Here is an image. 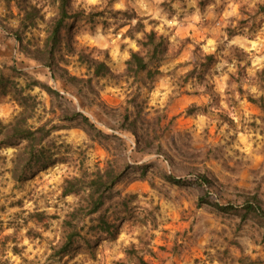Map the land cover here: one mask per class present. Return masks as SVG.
Instances as JSON below:
<instances>
[{"label": "rangeland", "instance_id": "rangeland-1", "mask_svg": "<svg viewBox=\"0 0 264 264\" xmlns=\"http://www.w3.org/2000/svg\"><path fill=\"white\" fill-rule=\"evenodd\" d=\"M19 3L37 11L35 25L21 27L26 14ZM70 4L79 15L51 69L35 55L57 15L56 1L0 0V33L10 39L8 56H0L7 92L0 119L12 122L25 102L31 127H59L44 144L56 163L23 184L9 172L18 150L0 149V240L15 238L5 246L0 241L8 264H240L243 258L264 264L262 223L237 213L252 197L264 207V0ZM18 29L26 53L14 40ZM144 32L164 37L170 48L153 83L145 74L135 82L125 76L131 52H142L137 42ZM95 62L112 75L96 77ZM61 70L86 83L68 86ZM43 85L65 97L63 110L56 101L52 106ZM64 110L88 118L94 129L61 121ZM125 116L130 123L140 116L138 135L123 127ZM110 164L123 177L91 219L106 216L116 233L91 237L96 225L87 218L83 235L99 239L92 253L79 241L70 256L50 259L66 214L79 203L77 196L63 197L65 180ZM166 174L184 182L175 185ZM202 175L211 187L199 185ZM37 213L47 220H27Z\"/></svg>", "mask_w": 264, "mask_h": 264}, {"label": "trees", "instance_id": "trees-1", "mask_svg": "<svg viewBox=\"0 0 264 264\" xmlns=\"http://www.w3.org/2000/svg\"><path fill=\"white\" fill-rule=\"evenodd\" d=\"M57 6V15L50 21L46 29V39L43 45V50L40 51V56L35 55V59L39 60L40 63L49 68H54L56 66V59L58 51L61 47L62 40L67 32L70 31L72 26V21L77 18V15L73 13L70 0H55ZM24 3H19L20 9L25 11L26 21L21 24V27H30L35 25V19L38 18L37 11L29 6H23ZM29 9V11H28ZM141 25L136 29L139 30ZM133 37V35L131 34ZM14 40L16 44L22 50L27 51V47L23 46V40L21 37V31L18 29L14 32ZM139 47L142 49L141 53L131 52V56L126 63L125 76L127 78H132L135 81L145 74L143 80H148L151 83L155 81L157 76L161 75V68L164 65L167 56L169 54V43L164 37L158 36L155 32L146 33L144 32V38L139 40ZM206 59L211 60L212 58L206 57ZM94 68V75L96 77L100 76H111V71L102 62H95L90 65ZM59 77L68 86L80 89L82 84L86 83L81 79L76 77H70L65 70H61ZM9 82V81H7ZM4 83V77L0 76V98L7 95L6 85ZM43 90L51 97L54 106V102L58 103V107L63 110V103L67 100L59 92L53 90L47 85H43ZM25 100V99H24ZM262 103L264 105V99L262 98ZM23 111L15 117L12 122L5 124L0 119V149L4 148H16L17 154L12 160V166L9 170L12 179L17 183H25L32 180L37 176V174L47 170L49 167L56 163L54 159V154L52 151L46 149L44 144L50 138L53 132L59 130V127L54 126L48 128L49 124H44L38 128L31 127L27 122L32 116L29 115L31 107H28L25 102L20 105ZM55 114L54 112H52ZM64 114L59 116L61 121L67 123L80 122L78 124L86 132H90V129H94L93 124L88 118L82 116L81 114L68 110H64ZM140 116L132 120L130 123L129 116H125L123 121V127L128 129L135 136L138 135L139 127L138 122ZM145 137V136H144ZM146 138V137H145ZM140 140V139H139ZM124 170L117 169L113 164L108 165L105 169H98L96 172L89 173L86 169L80 176H75L65 180V185L63 188V197H68L71 195L79 197V203L72 208L65 216L62 223L63 237L59 244L52 246L50 259L55 261L63 260L64 258L70 256L75 247L79 244V241L84 242L90 253H92L93 248L97 246V241L88 239L87 233L83 235L85 231V221L87 218L91 219L101 213L106 204L111 200V197L115 193V188L121 182ZM168 181L175 185H182L184 179L178 178L172 175L166 174L165 176ZM199 185L211 187L212 180L206 175L199 176ZM220 211H233L234 208L216 206ZM239 217L242 220H251L255 222L262 223L264 230V207H262L261 202L258 197H252L246 199L241 208L237 210ZM32 221L33 224L38 225L44 223L47 217L43 214H31L27 220ZM92 224L95 223L93 229H95V236L97 234L113 236L116 233L117 225L112 223L107 219L106 216H98L96 220L91 219ZM3 232V228H0V233ZM32 230H30L31 234ZM2 235V234H0ZM4 237V236H3ZM31 237V236H29ZM14 237H4L3 246H5L10 241L15 243ZM0 240V241H1ZM13 252L18 254V247H13ZM5 250L0 249V264H8L5 259ZM91 256L93 254H90ZM240 264H255L251 262L248 258H243L238 260ZM223 263V262H222Z\"/></svg>", "mask_w": 264, "mask_h": 264}, {"label": "crops", "instance_id": "crops-1", "mask_svg": "<svg viewBox=\"0 0 264 264\" xmlns=\"http://www.w3.org/2000/svg\"><path fill=\"white\" fill-rule=\"evenodd\" d=\"M0 38H2L3 41H0V56H5L7 54H9V49H10V39L6 40V38H4L1 33H0Z\"/></svg>", "mask_w": 264, "mask_h": 264}]
</instances>
